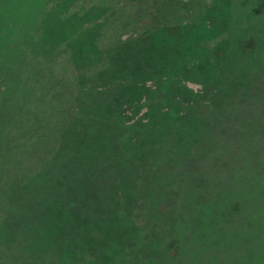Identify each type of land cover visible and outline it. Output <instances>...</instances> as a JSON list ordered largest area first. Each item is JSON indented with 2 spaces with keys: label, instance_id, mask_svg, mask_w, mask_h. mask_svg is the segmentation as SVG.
I'll list each match as a JSON object with an SVG mask.
<instances>
[{
  "label": "rangeland",
  "instance_id": "rangeland-1",
  "mask_svg": "<svg viewBox=\"0 0 264 264\" xmlns=\"http://www.w3.org/2000/svg\"><path fill=\"white\" fill-rule=\"evenodd\" d=\"M26 1L18 0L17 5L8 7L15 22L19 20L20 5L25 6ZM68 1L59 11L74 9L81 23L89 20L98 26L108 15L98 12L83 19L82 11L93 5L90 0ZM155 1L164 14L173 12L174 19L185 23L198 17L214 0ZM7 2L0 0V12ZM118 3L120 10H126L128 4L124 8L123 0ZM236 8L243 13L234 33H240L244 47L256 39L258 45L264 37V0H242ZM150 10L156 12L154 6ZM29 18L32 16L22 20ZM24 21L15 24L0 20V117H6L0 119L4 132L0 139V264H129L132 254L143 250L151 237L160 249L147 264H227L222 254L245 223L253 227L251 236H256L258 227L264 229L251 217L239 215L243 223L237 221L228 212L232 200L226 197L205 212V217L211 212V221L206 225L214 232L192 221L193 216L177 225L171 214L178 211V195L184 192L177 177L186 150L174 146L177 132H191L199 139V143L189 144L193 150L206 145L213 124L204 114L205 101L230 92L235 91L231 95L238 97L249 90L260 111L264 104V44L255 45L252 51L241 49L232 60L226 58L227 64H232L224 83L211 80V85L205 87L200 77L193 76L185 80H149L137 96L124 97L122 90L113 91L111 97H118L117 107L108 104L110 98L105 108L82 110L90 85L101 82L92 79L96 67L91 70L89 63L80 71L68 61L63 40L49 39L46 32L40 34L36 21L33 26ZM247 22L255 23V29L245 32ZM93 30L98 34L94 27L88 34L91 40ZM27 36L42 45L22 44ZM208 53L202 51L199 56H206L208 61L197 60V67L207 65L210 71L214 61ZM78 74L87 80L76 92L78 99L72 100ZM170 105L175 110L164 114V108ZM110 115H114L112 119ZM197 115L199 123L207 120L205 128L190 127ZM146 118L150 119L149 126L139 125ZM112 120H116L114 125H110ZM184 121L190 126H184ZM184 139L187 145L186 135ZM173 148L184 150L181 154ZM121 157L126 163L122 164ZM251 167L257 170L258 166ZM251 167L235 177L234 188L243 192L250 186ZM212 199L206 196L204 201ZM205 206H199L200 212ZM260 213L264 215L263 209ZM170 225L177 228L167 233ZM226 225L231 227L225 233ZM219 227L224 231L222 237L216 234Z\"/></svg>",
  "mask_w": 264,
  "mask_h": 264
},
{
  "label": "trees",
  "instance_id": "trees-1",
  "mask_svg": "<svg viewBox=\"0 0 264 264\" xmlns=\"http://www.w3.org/2000/svg\"><path fill=\"white\" fill-rule=\"evenodd\" d=\"M5 1H8V4L0 12V20H8L13 23L15 18L8 7L13 4L17 5L18 0ZM67 1L27 0L25 6L20 5L19 20L17 19L15 24L23 23L22 18L27 15L32 16V18L25 19L24 22L31 23L33 26L36 21V29L38 32L41 31L40 34L46 32L49 39L58 41L60 39L59 42L63 40L68 52V61L77 69L81 71L88 67L89 63L92 66L91 70L96 67L97 72L93 74L92 79H101V82L96 83L97 86L90 85L89 98L83 101L82 110L89 107L105 108L106 100L109 101L112 98L113 91L119 92L118 89L128 93L124 95L121 92V96L124 97L140 95L144 83L149 80H185V78L189 79L193 76L200 77L204 81L202 83L205 87L211 85V80H220L224 83L223 80L228 78L229 67L232 64H227L226 58L232 60L241 53V49L252 51L256 49L255 45L264 44L263 37L258 45L256 44L258 39H256L252 45L244 47L241 44L240 33H234L237 26H240L243 13V11L237 12L236 4L241 3L242 0H214L211 6L204 7L199 12L198 17L185 23H182V20L174 19L172 16L174 14L171 15L173 12L170 15L169 13L164 14L155 0H123L124 8L128 4L124 11L117 6L119 0H97L100 3L90 0L93 5L82 11L83 13L81 12L82 18L83 16L90 17V14L93 13L106 14L108 12V15L103 17V21L98 22V26H95L94 21L88 22L89 20H84L85 23H81V18L75 17L78 12L76 13L74 9L59 11L62 5L67 4ZM50 2L53 3L46 6ZM106 2L109 5H106ZM153 6L156 12H150ZM243 18L245 19V17ZM252 25L254 26L255 23L244 24L245 32L255 29ZM94 27H97L98 34H94L93 30L94 40H91L88 34ZM98 27L100 28L98 29ZM104 27V30L109 32L108 35L105 31L102 32ZM116 29L120 30L118 34L114 33ZM29 42H31V37L27 36L22 44L28 45ZM31 43L35 47L42 45L39 40ZM51 45H54V42H51ZM203 50L209 51V58L214 61L210 71L207 69V65L203 68L197 67V60H206V56H199ZM77 79L79 80L74 83L76 89L71 97L72 100L73 98L78 99L77 94L81 91L80 87L84 86L81 83L87 80H83L79 74ZM111 80L114 81L111 82ZM117 82L121 85H117ZM248 91L246 90L238 97L231 95L235 93L234 91L230 92L228 96L205 101L204 114L209 116L208 118L213 124L206 139V145L196 146L193 150L189 144L199 143V139L195 138L191 132L188 134L185 131L177 132L178 139L173 144L179 148L184 147L186 150L183 151V149L182 151L185 152L183 153L178 151V148H173V152L175 150L183 153L184 157L180 162L183 163L182 172L180 171L177 177V181L182 187L181 191L184 190V192H180V196L178 195V211L171 212L173 222L177 221V225H180L182 220L193 216L192 221L201 225L203 229L212 231L213 227L206 225L208 221H211V212L207 217H205V212H209L216 204L221 203L224 197L232 200L228 212L234 217L236 216L237 221L243 223L239 217L241 215L245 218L251 217L253 222L256 220V223L264 225V215L260 213L261 209L264 211V104L257 112L259 106L256 100L249 96ZM84 95L87 93L85 92ZM116 98L118 97L112 98L108 104L115 105ZM134 100L135 97H133ZM164 109V114L175 110L171 105ZM113 116L110 115L111 119ZM199 116H196L195 124H190V126L188 122L184 121V126L189 125L191 128L194 126V129L205 128L207 120L205 123L200 120L199 123L197 120L200 118ZM1 118L5 119L6 117ZM217 119L218 126L215 124ZM149 120L146 118L139 122V125L149 126ZM111 122L110 125H114L113 122L115 123L116 120ZM58 124L61 122L59 121ZM59 131L62 132V130ZM3 133L0 127V139L3 137ZM184 135L187 137V145L184 143ZM133 146L134 148L138 147V145ZM131 150H134L133 147L130 148ZM119 160L122 161V164L126 163L122 157ZM253 164L258 166L257 170H255V166L251 167ZM250 167L253 172L247 182L250 186L243 192L241 189L234 188L235 177L242 176V173H245L244 171L249 170ZM188 176L194 177V179H189ZM183 183L185 184L182 185ZM103 191L107 193V189ZM206 196L213 199L208 202L204 201ZM201 204L207 206L202 212L199 210ZM176 213L178 218L175 217ZM195 216L199 219H196ZM225 221L227 220L224 219ZM249 226L245 223L241 233L238 232L235 237L233 236V241L231 239V247L224 250L225 257L222 254V258L227 264H264V229L258 227L255 230L256 236H251L253 227L250 229ZM183 227L186 228L184 225ZM183 227L181 236L184 232ZM222 227L216 230L218 237L224 235V231L220 230ZM225 227L227 229L225 233L229 232L231 226L226 225ZM176 228V226L170 225L167 233H171ZM24 237L26 236H21L20 239ZM150 239L144 245L143 250H139L135 255L132 254L129 264H137L143 260H145L143 263L147 264L157 257L156 252L160 248L155 245L154 237Z\"/></svg>",
  "mask_w": 264,
  "mask_h": 264
}]
</instances>
